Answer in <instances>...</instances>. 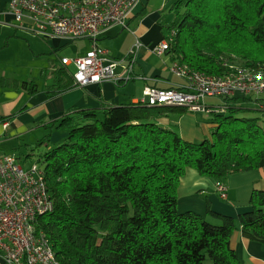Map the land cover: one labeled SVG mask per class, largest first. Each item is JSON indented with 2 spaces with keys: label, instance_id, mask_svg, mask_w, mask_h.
<instances>
[{
  "label": "trees",
  "instance_id": "16d2710c",
  "mask_svg": "<svg viewBox=\"0 0 264 264\" xmlns=\"http://www.w3.org/2000/svg\"><path fill=\"white\" fill-rule=\"evenodd\" d=\"M168 10L164 34L175 35L164 55L172 63L211 75L227 74L231 64L264 66V0H173ZM63 57L46 86L49 98L77 87L70 67L76 68ZM24 83L36 92V82ZM224 99V112H212L211 137L200 141L159 124L189 110L181 106L73 107L49 126L40 166L54 209L35 225L61 264H241L231 239L242 225L264 240V189L253 190L238 220L209 202L206 215L178 208L188 168L225 187L231 174L262 168L264 103L238 102L253 96ZM54 129L67 135L51 146ZM14 154L23 166L31 155Z\"/></svg>",
  "mask_w": 264,
  "mask_h": 264
},
{
  "label": "built area",
  "instance_id": "2783aa9c",
  "mask_svg": "<svg viewBox=\"0 0 264 264\" xmlns=\"http://www.w3.org/2000/svg\"><path fill=\"white\" fill-rule=\"evenodd\" d=\"M142 0H11L9 12L22 26L45 39L68 41L89 39L84 55L63 57L62 63L74 65L75 84L85 87L111 80L115 84L136 78L137 52L145 46L163 56L171 38L145 45L139 38L122 59L110 56L97 40L113 27L128 28V22ZM170 71L186 81L185 86L168 89L147 85L136 103L148 106H181L192 112L223 113L221 105L207 103L208 98L247 97L264 93V66L231 64L225 75H211L172 63ZM223 198L227 188L218 186ZM54 209L45 172L38 163L25 168L15 154L0 157V259L4 264H61L43 231L36 228L38 216Z\"/></svg>",
  "mask_w": 264,
  "mask_h": 264
},
{
  "label": "crops",
  "instance_id": "0c3cea01",
  "mask_svg": "<svg viewBox=\"0 0 264 264\" xmlns=\"http://www.w3.org/2000/svg\"><path fill=\"white\" fill-rule=\"evenodd\" d=\"M10 1L0 0V47L3 44L9 45L13 36L22 37L21 34L19 35V33H22L25 37L28 36V44L35 56L41 55V53L45 52V49H40L38 38L27 28L28 26H22L11 15L9 12ZM172 1L142 0L129 20L128 28L132 24H134V28L131 31L132 34L128 37V42L124 49L115 51L110 48L107 41L121 27H113L102 34L97 40L98 44L107 49L113 58L122 59V57L118 58L116 56L124 54L123 58H125L137 38L145 45H154L164 41L166 35L162 24L166 20L172 19V14L168 13ZM21 29L22 31H17ZM29 33H32L33 36ZM43 40L49 46L48 53L56 55L53 65L54 69L55 63L60 62V57H66V55H61V49L72 42L63 38ZM91 45L92 42L89 40L87 51L90 50ZM166 56L170 59L169 55ZM153 57L165 58L164 55L159 56L149 52L145 46L138 50L137 58L134 62V73L143 76L144 78L142 79H131L119 84L106 80L101 83H92L85 87L77 86L53 98H49L45 87L41 88L37 84L36 92L30 93L26 86L24 87V82L27 80L19 81L1 74L0 157L9 154L2 151V148L10 144L11 140L22 138L36 128L44 127L49 129L50 125L57 123L60 117L73 107L87 108L100 107L106 104L136 103L143 98V90L147 85L162 89L186 85L185 80L170 72V67L166 64V60H164L163 66L159 67L154 65L155 60ZM198 113L186 110V112L180 114L175 111L168 117L160 118L158 122L164 127L176 129L185 140L196 141L197 139L208 137L215 126L211 116L204 118L203 115ZM56 131L55 135L58 140L65 138L67 135L65 131L62 133L58 129ZM53 133L52 136L54 135ZM29 153L31 152L27 154ZM10 154L14 153L11 152ZM226 184L227 198H223L216 181L202 176L194 168H188L179 185V210H191L206 215L207 203L209 202L212 210L238 220L241 214L250 209L249 202L253 190L264 189V162L259 170L244 171L230 175ZM231 245L236 250L241 264H264V240L254 237L242 225H239L235 230ZM0 264H4L1 259Z\"/></svg>",
  "mask_w": 264,
  "mask_h": 264
},
{
  "label": "rangeland",
  "instance_id": "374dc122",
  "mask_svg": "<svg viewBox=\"0 0 264 264\" xmlns=\"http://www.w3.org/2000/svg\"><path fill=\"white\" fill-rule=\"evenodd\" d=\"M133 28L134 24L130 25L129 28H119V31L116 34H112L111 37H109V39L107 40L109 42L110 48H113L115 51H120L124 49L128 42V37L130 36V34H132L131 31ZM17 31L20 32L22 31V29ZM20 34L22 35V37L13 36L9 45L3 44V46L0 47V76L2 74L7 76L8 78H14L16 80L18 79L19 81L34 80L41 88H46L47 85H51L54 81V73L52 70L56 55H53L50 52L48 53L49 46L46 41L34 35L38 38V41L40 42V49H45V52L41 53V55L35 56L32 48L28 44V36L25 37L22 33H19V35ZM29 34L32 35V33ZM88 42L89 40L87 39H78L72 42L67 47L61 49L60 53L61 55H66L69 57L82 55L87 52ZM123 55L124 54H122L121 56H114L118 58H123ZM164 57L165 58L153 57V59L155 60L154 65L162 67L164 60H166V64L168 65V67H171V60L167 58L166 55H164ZM70 68L71 71L74 73V67L72 66ZM33 77H35V79H33ZM257 99H260V102L264 103V93L254 95L252 101H245L240 99L238 100V102L242 106H250L257 108ZM207 103H214L216 104V106H222L225 105V99L222 97L208 98ZM258 113L259 111L247 112V114L249 115H254ZM198 114L203 115L204 118L207 116H214L212 113L207 112H199ZM49 130L50 129L44 127L36 128L34 131H30L28 135H25L22 138L15 139L13 141L11 140L10 144H7L5 147L2 148V151H4L5 153L7 152L9 154L11 152L16 153L18 154V156L21 157V159L26 157L28 152H31L30 157L26 159V162H23L25 168H29L32 163H38L39 165H41L40 155L43 151L47 149V146L45 143L41 144L40 140H42L44 136L49 133ZM56 130L57 129H54L53 136L51 134V146L58 145L64 140V138L58 140L57 136L55 135L57 133ZM58 130H60V133L64 132V129ZM200 140L202 139H197L196 141Z\"/></svg>",
  "mask_w": 264,
  "mask_h": 264
}]
</instances>
